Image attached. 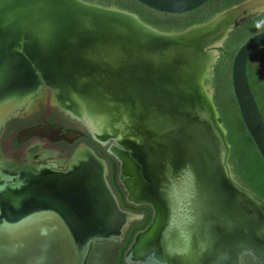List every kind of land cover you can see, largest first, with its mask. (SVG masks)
<instances>
[{
    "label": "water",
    "instance_id": "1",
    "mask_svg": "<svg viewBox=\"0 0 264 264\" xmlns=\"http://www.w3.org/2000/svg\"><path fill=\"white\" fill-rule=\"evenodd\" d=\"M137 1L183 13L208 0ZM247 1L165 32L133 12L84 0H0V127L43 89L97 142L111 141L128 197L153 210L128 248L141 264H240L243 253L264 264V200L232 179L225 130L203 82L231 27L259 8H243ZM262 46L264 30L239 47L231 79L264 160V121L246 74L248 57ZM210 51L213 59L199 66ZM79 109L103 125L101 132ZM59 130L38 124L21 133ZM83 148L76 184L69 176L60 190L22 187L0 204V264H85L95 239L120 231L134 216L108 186L106 162Z\"/></svg>",
    "mask_w": 264,
    "mask_h": 264
},
{
    "label": "flooded vegetation",
    "instance_id": "2",
    "mask_svg": "<svg viewBox=\"0 0 264 264\" xmlns=\"http://www.w3.org/2000/svg\"><path fill=\"white\" fill-rule=\"evenodd\" d=\"M261 8L264 7H259L249 14L257 12ZM216 50L217 58L214 62H216L219 57L218 48H216ZM256 51L251 53L248 57L249 68L247 66V60L246 74L250 89L264 121V111L261 109L260 104V96L264 95V83L262 85L258 80V61L253 62L251 58ZM249 70L250 72H248ZM208 73L203 82L207 90L212 92V101L217 111L218 121L225 130L224 137L228 143L226 163L229 173L232 179L241 187L251 191L259 197L252 188L248 186L250 179L248 180V178L245 177L246 174L243 175L240 173V169L238 168V156L233 158L236 149H233L232 143L227 139L228 129L223 121L220 120V112L214 102V88L210 87V82L207 81ZM248 73H251L252 81L255 80L256 85L250 83ZM38 124H51L56 130H60L57 133H49L48 136H26L21 133L22 130ZM110 143L111 141L102 145L97 142L81 121L76 119V117H72L52 102L50 92L44 94L43 89L39 90L38 96L34 98L32 102H27L23 105L0 127V204L3 205L4 202H7L6 198L10 192L19 191L22 187L26 189L28 187L46 186L45 183L48 182L59 186L57 188L60 190L68 184L67 182H69V180L65 178L69 176L72 177L71 183L74 185L81 167L80 160L83 159L81 151L84 150L83 146L87 145L93 149L98 157L106 162L105 178L119 206L131 212L134 216L127 221L126 226L120 231L116 230L117 232H112L109 234V237L95 239L91 243L85 264H141L137 262V259L133 255H128V248L135 233L144 229L151 221L153 210L149 205L138 203L128 197V192L122 180L120 163L115 155L108 150ZM233 150H235L234 153H232ZM259 198L264 200L261 197ZM3 213L6 215L10 214L6 211H3ZM130 232L132 234V239L129 244L124 247L127 235ZM256 261V258L250 253H243L241 255L240 264H256ZM258 264L260 263L258 262Z\"/></svg>",
    "mask_w": 264,
    "mask_h": 264
},
{
    "label": "trees",
    "instance_id": "3",
    "mask_svg": "<svg viewBox=\"0 0 264 264\" xmlns=\"http://www.w3.org/2000/svg\"><path fill=\"white\" fill-rule=\"evenodd\" d=\"M90 3H95L99 4L102 6L106 7H115L123 10H127L130 12H133L137 14V16L145 23L155 27L156 29H159L161 31L165 32H180L183 31L184 29H187L188 27L199 24L202 22H206L209 19L213 18L216 16L219 12L226 8H230L233 5H236L244 0H208L201 6L185 12V13H180L179 15L184 14L185 19L179 23L175 24H170V25H155L150 20L147 18H143V13L139 10V8H132L129 6H126L124 4H121L119 2H114V1H98V0H84ZM142 7L149 8L148 6L140 3L137 0H133ZM207 5V8L210 9L206 13L202 12L200 14L195 13L202 8H204ZM151 9V8H149ZM145 15V13H144ZM183 22V24H182ZM264 30V10L260 12H253L245 17L242 18L239 24H236L233 26L232 30L228 32L226 39L221 47H218L219 51V57L217 61L213 65V70L210 72V74L207 77V81H209L210 77H213V82H210L209 86L214 88V102L220 112V120L223 121L224 125L228 129V134H227V139L232 143L233 150L232 153H234L233 158L235 156H238V168L240 169V173L245 175V177L248 178L250 181L248 186L252 188V190L261 198L264 199V162L263 159L261 158L254 142L252 141L249 133L247 132L245 125L240 117L238 106L234 97V93L232 90V82H231V65L233 61V57L240 47V45L250 36ZM236 37H239V41H236L233 43L236 39ZM226 45H231L235 47V49L230 52V63H228V66H226V77L228 78L229 82V87H230V95H231V100L232 104L234 105V110L232 113L233 116L231 115V112H229L227 106L223 102H218V98L216 95V84H217V79L220 78V73L219 72H214V68L218 67L219 60L221 58V52L222 49ZM258 66H259V71H258V80L259 82L263 85L264 83V58H261L258 61ZM220 71V70H219ZM252 76V75H251ZM255 79V78H254ZM260 104H261V109L264 111V95L260 96ZM230 116V117H229ZM233 117V118H232ZM238 124V126L236 125ZM95 143V142H93ZM251 152L254 154V158L257 162L258 165H260V168L254 164L251 161V158L253 157L251 155ZM258 167V169L255 167ZM145 209V208H144ZM132 239V234L131 232L127 235L125 245H128L129 242ZM258 264V261H256Z\"/></svg>",
    "mask_w": 264,
    "mask_h": 264
},
{
    "label": "rangeland",
    "instance_id": "4",
    "mask_svg": "<svg viewBox=\"0 0 264 264\" xmlns=\"http://www.w3.org/2000/svg\"><path fill=\"white\" fill-rule=\"evenodd\" d=\"M98 1H114V2H119L121 4H124L126 6H129V7H132V8H139V10L141 12L143 11L145 13V15H144V13L142 12L143 13L142 17L147 18L148 20H150V22H152L155 25H159V24L170 25V24H175V23L177 24V23H179L185 19L184 14L179 15L180 13H166V12H160V11L155 10L153 8L149 9L150 7L149 8L142 7L141 5H139L138 3H136L133 0H98ZM209 10L210 9H208L207 5H206L204 8H202L201 10H199L195 13H198V12H199L198 14H200L202 12L206 13ZM262 10H264V8H261L257 12H260ZM183 13H185V12H183ZM241 20H242V18H241ZM182 24H183V22H182ZM239 39H240L239 37H236V39L233 43H235L236 41H239ZM234 49H235V47H233L231 45H226L224 47V49H222V52L220 53L221 58L219 60L218 67H216V69L214 68L215 73L216 72L220 73V78L217 79V84H216V95L218 98V102L221 101V102L225 103L229 112H231L232 116L234 114V113H232L234 110V105L232 104L229 82H228V78L226 77L225 71H226V66H228V63H230V61H231L230 52H232ZM251 58H252L253 62L259 61L261 58H264V46H262L260 49H258L256 51V53ZM214 63L211 66L210 72L213 70L212 67H213ZM247 66L249 68V60H248ZM210 72L208 74H210ZM248 72H250V70ZM248 74H249L248 76H249L250 83L252 85L253 84L256 85L255 80L252 81L251 73H248ZM212 78L213 77H210L209 82H213ZM213 96H214V93H213ZM258 96H259V94H258ZM236 125L238 126V124H236ZM251 155L253 156L254 154L251 152ZM251 161L260 168V165L257 164L254 156L251 158ZM258 167H256V168L258 169ZM128 168L132 169L131 164L128 166ZM133 173L138 174V175L140 174L138 168H136V167L135 168L133 167ZM135 180H137V181H135ZM132 182L136 183L137 185L143 186L142 179L138 180L137 177H135V179L133 178Z\"/></svg>",
    "mask_w": 264,
    "mask_h": 264
},
{
    "label": "bare ground",
    "instance_id": "5",
    "mask_svg": "<svg viewBox=\"0 0 264 264\" xmlns=\"http://www.w3.org/2000/svg\"><path fill=\"white\" fill-rule=\"evenodd\" d=\"M264 5V0H249V1H247L246 3H245V5L243 6V8L244 7H247V8H250V7H260V6H263ZM223 36H224V31L223 32H221V33H219V34H217L216 35V37H217V39H219V38H223ZM215 38H213V39H210L208 42L209 43H215V41L216 40H214ZM222 39H220L219 41H221ZM215 55H214V51H210V52H208V53H205L203 56H201L200 58H199V60H198V64H199V66H203L204 65V63L207 61L208 62V60L209 61H211L212 59H213V57H214ZM201 68V67H200ZM53 99V98H52ZM57 100H58V102H61L62 104H63V101H65L64 100V97H63V93H60V94H58V96H57ZM64 105V104H63ZM71 105V104H70ZM80 110V114L85 118V120L96 130V132H101V130L103 129V125L98 121V122H96L95 121V119H92V118H90V117H87V115H89L88 113H87V111L84 109V110H81V109H79ZM75 180V179H74ZM46 184V186H48V189L49 188H52V187H59V186H56V185H54V184H50V183H45ZM76 184V183H75Z\"/></svg>",
    "mask_w": 264,
    "mask_h": 264
}]
</instances>
